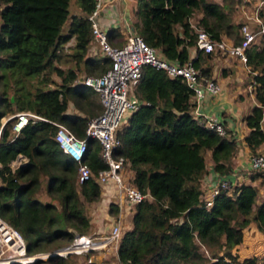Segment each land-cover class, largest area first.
<instances>
[{
    "label": "trees",
    "instance_id": "obj_1",
    "mask_svg": "<svg viewBox=\"0 0 264 264\" xmlns=\"http://www.w3.org/2000/svg\"><path fill=\"white\" fill-rule=\"evenodd\" d=\"M74 1L80 14L69 15L70 0H0V118L29 111L45 119L28 122L16 136L10 132L11 120L0 129V218L21 234L27 255L61 249L76 235L88 232L86 206L98 200L94 177L105 168L98 142L88 138L83 161L90 177L77 183V164L53 140L52 122L83 138L87 119L100 112V105L89 110L94 91L73 84L79 65L86 73L95 69L98 75L109 66L98 50L87 55L91 40L87 15L94 0ZM240 1L135 0L132 29L163 59L178 64L190 60L208 78V61L215 53L192 51L195 32L188 20L198 13L195 25L212 39L226 37L237 44L243 24L235 15ZM105 33L109 39L114 29ZM70 39L68 55L74 68L63 70L55 63ZM191 52L194 57H189ZM245 56L257 105L242 119L248 129L242 141L255 155L264 143L260 128L264 36L245 49ZM51 75L59 78V84L49 88ZM134 96L141 105L116 131L115 155L126 162L135 187L150 198L132 208L130 227L116 247L117 264H264V254L239 259L235 253L248 225L264 235V199L256 201L257 189L237 183L235 176L228 190L220 189L214 196L210 207L204 206L201 197L208 159L217 176L226 179L234 170L238 143L231 131L224 128L225 134L219 135L207 129L193 115L192 90L180 77L171 78L163 70L144 67ZM68 104L76 113L67 112ZM18 155L25 162L11 170L8 165ZM248 171L252 172L248 180L264 182L263 172ZM42 187L50 201L38 198ZM108 211L112 218L117 214L113 204ZM67 257L50 255L29 264H83L85 260Z\"/></svg>",
    "mask_w": 264,
    "mask_h": 264
},
{
    "label": "built area",
    "instance_id": "obj_2",
    "mask_svg": "<svg viewBox=\"0 0 264 264\" xmlns=\"http://www.w3.org/2000/svg\"><path fill=\"white\" fill-rule=\"evenodd\" d=\"M103 5V0H94L93 9L87 15L91 31L89 47L98 50L102 56L108 58L109 66L103 73L96 76H85L79 82L94 91L100 105V112L87 119L83 138L75 136L64 125L52 122L56 127L53 140L61 153L77 164V183L87 181L90 177L89 168L83 161L87 139L91 138L98 142L99 156L105 164V168L98 170L94 177L99 186L98 199L106 206L115 205L118 215L111 221L104 237L92 239L84 235H76L72 243L65 248V253L84 254L106 245L116 247L122 235L119 212L130 211L136 203L150 198L148 193H142L135 187L126 162L121 156L115 155V150L119 146L116 131L141 105V101L134 96V89L143 68L148 66L163 70L171 78L180 77L192 90L196 104L204 95L214 96L219 92L218 84L210 78L201 76L190 60L183 64L167 61L134 32L127 36L122 45L110 44L98 19ZM188 22L195 32L192 51L225 54L236 57L243 64L246 60L245 49L257 43L259 38L264 36V23L258 17L253 18L252 24L245 22L239 26L240 40L237 44H227L222 39H212L195 23H190L189 20ZM192 54L194 57L193 52ZM6 119L12 121L10 128L12 136H16L28 122L45 121L29 111L16 112L7 116ZM199 121L207 129L214 130L219 135L225 134L223 125L215 119L201 117ZM247 168L264 174V143L257 154L249 156ZM232 184L228 179L217 176L215 184L202 191L204 206L210 207L219 190H228ZM2 246L10 250L11 254L6 261L0 260V264H24L26 261H33V257L25 253V243L21 234L0 218V247Z\"/></svg>",
    "mask_w": 264,
    "mask_h": 264
},
{
    "label": "crops",
    "instance_id": "obj_3",
    "mask_svg": "<svg viewBox=\"0 0 264 264\" xmlns=\"http://www.w3.org/2000/svg\"><path fill=\"white\" fill-rule=\"evenodd\" d=\"M216 1L220 2V0ZM243 1L245 2L247 0ZM258 2L260 3V1H256L255 3ZM103 3L104 5L98 15L99 24L106 32L110 28L114 29V33L111 37H109L108 41L114 46H120L125 42L127 36L133 33L132 24L135 20L133 15L135 0H103ZM238 8H240V5ZM74 14L80 13L76 10V13H73L72 15ZM245 15L248 16L246 13ZM240 16H242V14H239V17ZM192 17L189 18L190 23H194L195 20L200 17V14L195 13ZM245 19L247 23H253L252 17H245ZM220 39L224 40L227 44L232 43L231 40L226 37H221ZM69 41V45H72V40L70 39ZM189 57H193L192 52L190 53ZM220 57H222V60L219 59ZM208 67L210 70V76L208 78L212 79L218 84L219 92L214 96L204 95L197 104L195 103V107L193 108L192 112L194 116L199 118L208 117L215 119L216 121L220 122L225 129H228L233 134L236 142L238 143V151L234 162V170L226 179L234 181L235 176H239L237 171L241 168H247L248 159L250 156L249 150L242 141L244 135L248 131L242 119L254 105H257V102L254 98V85L253 82H251L248 67L246 64L240 62L236 57L227 56L225 54L212 55L211 59L208 61ZM242 73H248L249 78L247 75L243 76ZM0 119H3L0 120L1 129L2 125L7 119L6 117H2ZM260 128L264 130V114L260 122ZM20 161L21 163H24L25 158H22L21 155H18L13 161L9 163L8 166L11 170H14L16 167L13 168V164L17 162L20 163ZM211 166L212 164L208 159L206 173L200 182V188L202 190H206L215 184L217 174L213 172ZM256 181L258 182V179ZM253 182L255 181H250L247 179L245 183H250L253 185ZM108 209L109 206H106L100 202L99 199L87 204L86 210L90 227L84 236L92 239H100L105 236V234L108 232L109 225L113 220V216L109 213ZM125 212H119L120 217H122L123 214H126ZM120 225L122 228V223H120ZM129 227L130 225L125 230H127ZM125 230L121 231L124 232ZM116 247L113 245H106L98 248L97 250H92L95 251V253H76V255L85 257L83 264L85 262L98 263L97 261H99V264H106V259L108 258L109 263L117 264ZM111 251L113 254H108ZM79 259L81 260L80 257Z\"/></svg>",
    "mask_w": 264,
    "mask_h": 264
},
{
    "label": "rangeland",
    "instance_id": "obj_4",
    "mask_svg": "<svg viewBox=\"0 0 264 264\" xmlns=\"http://www.w3.org/2000/svg\"><path fill=\"white\" fill-rule=\"evenodd\" d=\"M256 1H260V3L259 2L255 3ZM239 5H240V8L237 9L238 12L235 14L236 19L240 20L239 22L245 23L246 22L245 17H252V18L258 17L264 23V0H249V1L247 0L245 2L243 0H241ZM68 10H69V15L76 13L77 8H76V3L74 0H70ZM245 13L248 16H246ZM239 14L240 15L242 14V16L239 17ZM193 21H194V19H193ZM65 29H66V27L64 26L63 31ZM69 44H70V41H67L65 44L62 45L61 49L59 50V54L61 55V57L59 58L58 62L55 63L56 66L62 68L63 70H66L68 68H74V64L72 63V61L68 55L71 52V48H70L71 45H69ZM93 50L96 51V49H93ZM93 50H92V48H90V52L87 55L88 56L95 55L96 52H94ZM219 59L222 60V57H220ZM82 67L83 66L80 64L79 68L76 70V80H75V83L73 82V84H78L81 81V79L85 76H96V75H98V73L96 72L95 69H93L90 73H86ZM242 75L248 76V73L247 74L242 73ZM248 78H249V76H248ZM51 79H52L53 84L49 85L48 86L49 88H52V87L59 84V78L57 76L51 75ZM91 99L93 100V103H92L93 105H91L89 107L90 108L89 110L93 111L94 106L99 105V102H98L96 94H94L93 97H91ZM73 108L74 107L72 106V104H68L67 112L76 113L75 109H73ZM7 116H5V117H7ZM0 120H3V119H0ZM22 158H24V157H22ZM20 163H21V161H20ZM20 163H18V162L14 163L13 168L19 166ZM21 164H23V162ZM249 173H252V172L248 171L246 168L245 169L244 168L239 169L237 171V174L239 176L236 179V182L237 183L246 182L248 179ZM253 186L258 191V197H257L256 201L260 202L262 199H264V182L260 183L259 179H258V182L255 180V182H253ZM201 191H203V190L201 189ZM37 196L41 201H50L51 200L49 198V196L44 193V187H42L41 190H39ZM201 197H202V195H201ZM125 211L124 212L126 214H123V216L120 217V222L122 223L121 230H125L130 225L129 219H130V215H131V210L130 211L125 210ZM116 215H118V212ZM116 215H115V217H116ZM243 232L244 233H243L242 242L235 249V253L239 257V259H244V258L251 257V256H256L258 258H261L264 254V235L261 232L257 231L253 224L248 225V227H246ZM66 247H63V248L58 249V250H54L52 252L34 253V254L30 255L29 257H33V261H34L36 259L45 260L50 255H57V256H62V257L68 256L67 257L68 259L77 261L78 257H76L77 255L75 253H65ZM112 251L108 254H113ZM89 252L95 253V251H89ZM10 254H11L10 250L5 249L3 246L0 247V260L6 261V258H8V256ZM101 260H103V259H101ZM108 260H109V258L106 259V262H107L106 264H111L108 262ZM79 261H81V260H79ZM27 262L28 261H26V263H24V264L31 263V261L28 263ZM82 262L83 261H81L80 263H82ZM97 262L99 263V261H97ZM19 264H23V263H19ZM257 264H260V262H258Z\"/></svg>",
    "mask_w": 264,
    "mask_h": 264
},
{
    "label": "clouds",
    "instance_id": "obj_5",
    "mask_svg": "<svg viewBox=\"0 0 264 264\" xmlns=\"http://www.w3.org/2000/svg\"><path fill=\"white\" fill-rule=\"evenodd\" d=\"M89 253V252H88ZM29 264V263H28Z\"/></svg>",
    "mask_w": 264,
    "mask_h": 264
},
{
    "label": "water",
    "instance_id": "obj_6",
    "mask_svg": "<svg viewBox=\"0 0 264 264\" xmlns=\"http://www.w3.org/2000/svg\"><path fill=\"white\" fill-rule=\"evenodd\" d=\"M3 125H4V124H3ZM3 125H2V126H3Z\"/></svg>",
    "mask_w": 264,
    "mask_h": 264
}]
</instances>
